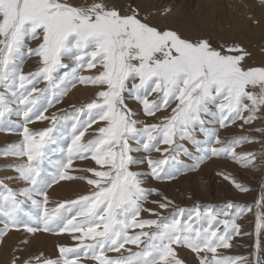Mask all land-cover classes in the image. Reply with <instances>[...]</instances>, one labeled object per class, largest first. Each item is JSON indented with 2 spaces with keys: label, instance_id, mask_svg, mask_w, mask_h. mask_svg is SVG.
Instances as JSON below:
<instances>
[{
  "label": "snow or ice",
  "instance_id": "snow-or-ice-1",
  "mask_svg": "<svg viewBox=\"0 0 264 264\" xmlns=\"http://www.w3.org/2000/svg\"><path fill=\"white\" fill-rule=\"evenodd\" d=\"M138 17L136 9L121 15L104 0H94L86 7L73 6L68 0H0V86L3 87L0 117L11 112V103L23 105L17 112L23 116L20 125L23 142L13 145L4 155L27 158L14 171L18 173L17 179L29 185L14 191L0 184V217L4 218L0 221L3 224L0 243L13 230L23 229L30 234L80 233L73 236L79 241L76 247L61 245L58 259L37 257V264H78L83 258L96 260L98 264H184L174 245L190 249L199 264H247L246 257L217 258V249L229 248L233 235L240 234L238 216L227 210L214 212L207 207L201 210L197 205L191 210L180 208L170 218L141 220L143 211L159 217V213L143 207L157 190L145 189L144 173L131 170V166L144 163L132 153L141 149L146 153L161 152L158 145L162 142L171 146L177 136L198 145L195 133L199 130L222 146L203 149L197 163L186 170L195 171L211 157H230L241 167L254 165L255 153L235 151L240 144L253 142L250 138L241 137L224 145L216 130L205 127V117L218 115L222 128L238 119L244 124L258 119L257 113H264V66H247L245 59L250 53L239 45L214 48L206 38H187L176 30L160 29ZM29 39L40 42L36 48H30ZM26 55L39 57L38 71L27 74L22 71ZM65 59L73 61L75 66L57 83L54 74L69 67ZM97 68L95 75H80L81 71ZM41 81L56 88L63 84L59 96L76 83L100 89L92 102L76 109L77 115L86 112L88 119L77 120L72 125L71 143L59 148L61 153L66 152V159L59 161L49 159L45 150L48 144L57 141L50 134L61 132L56 127L57 118L34 111L38 100L48 91L36 87ZM153 93L157 97L150 100ZM128 98L140 103L148 117L156 116L173 103L175 107L159 124H148L135 118L137 114L126 104ZM45 119H51L53 126L39 132L28 128L35 120ZM100 122L103 126L93 130L94 138L84 141L88 129ZM130 142L138 147H132ZM181 150L191 156L186 148L178 146L170 156L165 155V149L162 159L147 157L151 176L158 181L174 179L175 172L180 171L175 165L180 163ZM87 159L99 166L84 169L94 178L69 174L75 160ZM49 167L54 171H49ZM220 174L239 191L250 190L230 175ZM73 179L85 180L93 188L91 194L67 202L66 211L71 213L76 209L74 215L59 213L65 207L63 203L49 210L47 189L62 180ZM171 203L159 202V207L167 209ZM261 203L264 197L257 202V208ZM28 204L30 207H26ZM236 207L240 214L251 211L250 206L245 208L231 202L224 206L225 209ZM185 214L187 219H183ZM221 216L228 218L219 219ZM256 218L259 233L264 216L257 212ZM201 221L207 227H194ZM136 228L141 231L130 235L129 230ZM146 228L155 230L144 231ZM88 240L92 243H85ZM126 244L135 245L139 251L125 249ZM121 250L129 255L116 259L105 255L108 251ZM12 264H16V259Z\"/></svg>",
  "mask_w": 264,
  "mask_h": 264
},
{
  "label": "rangeland",
  "instance_id": "rangeland-1",
  "mask_svg": "<svg viewBox=\"0 0 264 264\" xmlns=\"http://www.w3.org/2000/svg\"><path fill=\"white\" fill-rule=\"evenodd\" d=\"M68 2L76 7H86L91 5L94 0H68ZM104 2L109 7L117 9L121 15L131 14V10L136 9L139 14L138 18L160 29H173L192 39L206 38L214 48H220L221 45H239L250 53V56L245 59L247 66H264V3H261V0H104ZM39 42V40L29 39L27 41L28 47L36 48ZM65 63L69 67L59 69L54 74L57 83L65 72H71V68L75 66L74 62L68 59H65ZM40 67L39 57L25 56L22 65V71L25 74L36 72ZM98 71V68L85 70L81 71L80 75H95ZM36 87L39 89L47 88L48 91L44 93L43 98L38 100L34 111L42 112L44 116L49 118L55 116L57 118L56 127L63 132V135L61 132L50 134L56 136L57 141L55 144L46 146L47 156L52 161L66 159V152L61 153L59 148H66L71 143L72 125L77 120L85 122L88 119L86 112L77 115L76 109L92 102L100 89L97 86L76 83L75 87L69 86L65 95L59 96L60 90L64 88L63 84L60 85V88H56L50 87L46 81H41ZM0 92H3L2 86H0ZM34 95H39V93ZM125 95L127 96V94ZM156 97L157 94L153 93L149 99H156ZM57 100L59 102H56ZM49 101H52L51 106H49ZM126 104L137 114L136 119L148 124H159L163 117L171 115L172 108L175 107V103H173L171 107L158 112L156 116L148 117L144 115L143 106L136 100L128 98ZM9 107L11 112L0 117V184L14 191H20L29 185L16 178L18 173L14 171V167L25 163L27 158L6 156L4 153L10 151L13 145L23 142L21 134L23 129L20 127L23 123V116L17 114L23 105L13 102ZM244 115L247 116L248 114L244 113ZM257 116L259 118L251 124H244L243 120L238 119L235 123L224 128L220 127L218 115L205 117V127L216 130L224 145L241 137L250 138L253 141L244 142L235 149L239 154L248 152L256 154L254 165L249 167H241L230 157H211L200 163L199 168L195 171L186 170L191 169L197 163V158L204 154L203 149L222 146L215 144L214 138L204 136L199 130L195 133V138L199 141L198 145H193L187 140H180L177 136L174 137L175 143L171 146L161 142L158 145L161 152L146 153L142 149L139 152H133L132 155L137 159L144 160V163L131 166V170L144 173L142 186L145 189L157 190L156 193L148 197V202L144 203L143 207L159 213V217L151 215L148 211H143L140 214V219L170 218L180 208L191 210L197 205L200 206L201 210L206 207L214 212L227 210L232 216H238L236 223L240 227V234L233 235L229 248L217 249V258L246 257L247 264H264V226L261 227L259 233L256 229L257 212L264 216V203H261L259 208L256 206L257 202L264 197V113H257ZM52 126L51 119L35 120V122L28 124V128L32 132H39ZM100 126H103V122L94 124L92 128L88 129L83 138L84 141L94 138L93 130ZM256 129H261V131H256ZM130 143L132 147H138L135 142ZM178 146H182V149L186 148L191 156L184 155L181 150L178 157L180 163L175 165V168L180 169V171L175 172L174 179L163 181L154 179L147 164V157L162 159L164 156L161 153L165 149H167L165 155L170 156L174 154L173 149ZM197 148L201 151H197ZM98 167L91 159L75 160L69 174L75 177L88 176L94 178L91 177V173L84 171V169H98ZM168 167L165 165V168ZM49 171H54V169L49 167ZM220 173L230 175L250 190L247 192L239 191ZM92 191V186L88 185L85 180H62L47 189L49 201L47 207L52 210L63 203L65 207L60 208L59 213L66 216L74 215L76 209H72L71 213L66 211L67 202L89 195ZM36 198L42 199V197ZM18 199H23V197H18ZM152 201L158 203H152ZM167 201L172 203L167 209H161L159 202ZM229 202L245 208L250 206L251 211L240 214L238 207L225 209L224 206ZM26 207H30V204ZM227 218L219 217V219ZM3 219L0 217V221ZM183 219H187V214ZM201 226L207 227L206 222L201 221L200 224L194 225V227ZM0 227H3L2 223H0ZM219 227L223 231V225ZM154 230L144 229V231ZM140 231L139 228L130 229L129 234L133 235ZM79 235L78 232L53 235L42 231L30 234L23 229L20 231L13 230L4 238V242L0 243V264H12L14 259H16V264H25L26 261H30V264H37V257L56 260L60 257L59 246L76 247L79 241L73 239V236ZM25 241L27 242L25 243ZM85 243H92V241L88 240ZM173 247L184 264H199L198 257L190 249L176 245ZM125 249H131L132 252L139 251L135 245L131 244H126ZM105 255L116 259L126 257L129 253L124 250L119 253L108 251ZM208 255L211 257V253ZM78 264H98V261L83 258Z\"/></svg>",
  "mask_w": 264,
  "mask_h": 264
},
{
  "label": "bare ground",
  "instance_id": "bare-ground-1",
  "mask_svg": "<svg viewBox=\"0 0 264 264\" xmlns=\"http://www.w3.org/2000/svg\"><path fill=\"white\" fill-rule=\"evenodd\" d=\"M60 237V236H59ZM9 239V238H8Z\"/></svg>",
  "mask_w": 264,
  "mask_h": 264
}]
</instances>
